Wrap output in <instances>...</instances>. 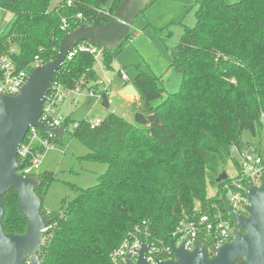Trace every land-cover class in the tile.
<instances>
[{"label": "trees", "instance_id": "16d2710c", "mask_svg": "<svg viewBox=\"0 0 264 264\" xmlns=\"http://www.w3.org/2000/svg\"><path fill=\"white\" fill-rule=\"evenodd\" d=\"M52 1L0 0L3 13L11 14L0 30V56L10 54L31 72L36 56L42 63L57 56L69 30L116 20L124 0H62L54 7ZM192 1L196 23L184 25L179 42L170 47V66L182 75L177 93L165 97L162 77L139 69L123 86L131 82L139 91L132 122L111 112L92 128L86 118L66 116L61 138L41 132L62 144L68 133L88 149L79 159L107 164L95 185H71L75 195L63 199L59 211L42 205L41 213L51 218L39 249L43 264H112L111 254L131 233L169 244L181 221L223 206L221 189L232 176L217 182L218 176L233 160L237 177L233 150L243 151L245 131L256 135L264 128V0ZM130 35L129 28L123 39ZM123 39L113 48L99 46L107 69ZM95 64L92 52L79 50L65 59L53 81L71 89L82 79L86 88L97 89L101 76ZM100 103L109 107L107 94ZM39 177L36 191L43 198L54 174ZM17 201L15 189L3 195L6 232L26 229L28 218Z\"/></svg>", "mask_w": 264, "mask_h": 264}, {"label": "water", "instance_id": "95a60500", "mask_svg": "<svg viewBox=\"0 0 264 264\" xmlns=\"http://www.w3.org/2000/svg\"><path fill=\"white\" fill-rule=\"evenodd\" d=\"M151 1L124 0L116 11V20L104 26L81 24L69 30L60 42L57 56L35 66L17 95L0 94V264H43L39 249L51 218L41 213L43 198L36 191L42 184L41 178L18 172L23 168V163L18 160V149L32 125L51 137L61 138L65 133V125L51 128L39 120L55 73L68 53L80 42L89 41L100 47L113 48L127 35L135 17ZM120 93L139 97L133 83L122 88ZM227 178V171H223L217 182ZM12 189L18 193V210L28 218L23 233L4 230L3 195ZM247 196L249 203L245 205V213L229 207L234 219L231 241L213 246L211 254L200 239L193 249H187L185 242L175 246L171 241L174 258L158 261L157 264H236L240 259L247 264H264V176L260 185L252 184L249 187ZM146 251L147 243L144 242L136 262L128 257L126 264H150L145 256Z\"/></svg>", "mask_w": 264, "mask_h": 264}, {"label": "rangeland", "instance_id": "374dc122", "mask_svg": "<svg viewBox=\"0 0 264 264\" xmlns=\"http://www.w3.org/2000/svg\"><path fill=\"white\" fill-rule=\"evenodd\" d=\"M62 0H53L54 7ZM235 3L237 0H226ZM197 5L192 0H157L149 4L130 25V38L123 39V48L115 47L118 53L112 62V68L107 69L102 57L96 61L95 67L104 80L113 79L108 86L109 107H104L101 98L89 96L84 90L78 95L79 103L74 105L71 99L74 94L69 93L64 105L65 112L74 120L105 118L114 112L128 121H133L135 112L134 94H121V76L117 71L121 68L127 72L130 80L138 70L148 71L162 77L165 86L164 96L177 93L180 88L182 75L170 66V47L178 43L183 33L184 25L193 27L196 23L195 12ZM3 23L0 30L11 17L10 13H3ZM171 34V36H168ZM123 87V86H122ZM126 87V86H125ZM124 88V87H123ZM102 86L96 89L99 93ZM125 95V96H124ZM159 100L155 102L157 104ZM244 150L258 153L264 160V128L256 135L245 131L243 134ZM56 146L46 150L42 158L40 173L52 172L54 179L44 190L43 207L50 211H59L63 199H72L75 192L71 185L84 188L97 183L98 177L107 169V164L79 159L87 154L88 149L76 138L65 134V144L55 143ZM235 159H240V152L233 150ZM230 176L236 174L235 164L230 160L226 165Z\"/></svg>", "mask_w": 264, "mask_h": 264}, {"label": "built area", "instance_id": "2783aa9c", "mask_svg": "<svg viewBox=\"0 0 264 264\" xmlns=\"http://www.w3.org/2000/svg\"><path fill=\"white\" fill-rule=\"evenodd\" d=\"M68 3H71V1H68ZM1 11L3 10L0 7V12ZM80 16L81 15H79V17ZM67 27L68 23L64 19L62 28L65 29ZM79 50L92 52L96 61L102 57V49L99 46L89 42H80L68 53L66 58L70 60ZM13 51L14 50H12V52ZM41 64L44 63L36 56L35 61L31 64L32 69ZM29 74L30 72L26 67L19 68L17 62L10 54L1 55L0 94L17 95L27 81ZM117 74L121 76L122 86L125 85V82L130 81V77L125 70L120 68ZM112 83L113 79L104 80L100 78L98 80V86L101 85L102 89L97 93L96 88H86L87 83L85 84V80L82 79L71 89H64L61 84L53 81L44 99L43 111L39 120L51 128L64 125L63 121L66 115L63 113L61 107L66 101L69 93L74 94L71 102L74 105H78V95L84 90H86L89 96L102 98V94L108 95V86ZM86 119L92 128L100 126L104 121V118L88 119L87 117ZM262 123L264 125V117ZM74 125L77 126L78 122ZM41 132H43V130L38 126H30L25 138L19 146L18 160L20 163H23V168L19 169L18 172L23 175L39 176L44 152L56 146L48 137H44ZM37 144L42 147L41 151L33 150L34 146ZM26 160L28 161L27 165L25 164ZM237 161L239 164L237 177L235 178L232 176V179L226 182L221 189L220 196L223 201V206H213L211 211L201 213L196 219L181 221L171 239L175 246H180L185 242V247L187 249H193L196 246L197 240L200 239L204 242L208 252L211 254L213 246L218 247L232 240L234 219L229 207L232 206L239 213H245V205L249 203L247 196L248 189L252 184H261L264 171V160L256 152L243 150L240 152V159H237ZM144 242L145 241L136 234L133 235L131 233V235L125 238L122 244L111 254L112 264H126L128 257H130L133 262H136ZM146 243L147 251L145 256L150 264H157L158 261L174 258L175 256L171 242L163 245H158L153 242Z\"/></svg>", "mask_w": 264, "mask_h": 264}, {"label": "crops", "instance_id": "0c3cea01", "mask_svg": "<svg viewBox=\"0 0 264 264\" xmlns=\"http://www.w3.org/2000/svg\"><path fill=\"white\" fill-rule=\"evenodd\" d=\"M0 15L3 16L4 14H0ZM9 19H10V17H9ZM9 19H8V20H9ZM3 20H4V19H3L2 17H0V24L3 23ZM8 20H7V21H8ZM6 23H7V22H6ZM6 23H5V24H6ZM130 83H131V82H130ZM130 83H129V84H130ZM122 88H123V87H122V82H121V85H120V87H119V92H121ZM65 102H66V101H65ZM65 102L62 104V107H61V108H62L63 113H64L66 116H68V115L66 114V112H65V109H64ZM71 103H72V102H71ZM83 119H84V118H83ZM234 150H237V149H234ZM243 150H244V149H243ZM237 151H238V150H237ZM238 152H239V151H238ZM234 158H235V157H234ZM236 160H237V159H236ZM235 167H236V166H235ZM235 169H236V168H235Z\"/></svg>", "mask_w": 264, "mask_h": 264}]
</instances>
